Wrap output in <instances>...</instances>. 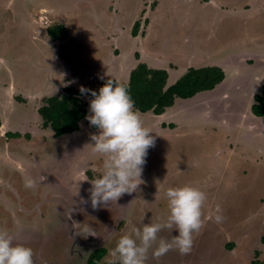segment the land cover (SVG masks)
I'll list each match as a JSON object with an SVG mask.
<instances>
[{
  "label": "rangeland",
  "instance_id": "obj_1",
  "mask_svg": "<svg viewBox=\"0 0 264 264\" xmlns=\"http://www.w3.org/2000/svg\"><path fill=\"white\" fill-rule=\"evenodd\" d=\"M57 24L67 28V41L52 39L49 30ZM140 63L158 69L175 65L169 84L190 68L208 66L222 68L225 80L213 91L178 100L161 116L139 114L155 139L138 190L117 201L131 214L117 207L87 214L89 241L95 236L96 246L87 252V232L79 225L73 230L75 251L62 247L57 263L42 252L38 263L68 264L74 254L78 264H87L88 256L105 248L101 264H120L118 255H110L119 238H135L134 230L144 224L164 222L166 190L185 185L206 194L205 216L219 205L222 222L206 220L193 234L188 254L172 248L156 257L159 240L171 241L177 234L162 229L145 264L264 262V125L252 113L264 84V0H0V230L13 235L15 243L25 239L18 230L33 218L23 211L35 206L43 215L51 212L46 201L51 197L44 198L43 191L48 185L61 190V200L72 197L77 206L94 209L82 198L87 199L90 180L102 174L107 159L92 151L91 135L100 130L85 119L78 132L56 138L43 128L38 110L66 87L128 82ZM84 100L89 113L90 100ZM71 151L81 153L68 171L61 162L68 163ZM15 158L33 169L35 188H25L24 173L6 165ZM37 169L42 170L38 175ZM56 205L60 209L62 203Z\"/></svg>",
  "mask_w": 264,
  "mask_h": 264
},
{
  "label": "clouds",
  "instance_id": "obj_2",
  "mask_svg": "<svg viewBox=\"0 0 264 264\" xmlns=\"http://www.w3.org/2000/svg\"><path fill=\"white\" fill-rule=\"evenodd\" d=\"M79 92L82 97L91 95L90 114L86 113L85 119L100 130L99 135H91L92 151L107 157L103 160L102 174L90 180L87 199L82 198L84 203L90 200L95 209L138 190L148 150L154 146L155 138L143 125L140 113L134 110V102L123 85L109 79L98 91L82 85ZM35 186V179L25 178V188ZM165 196L169 215L164 222L144 224L142 229L134 230L135 238L124 235L117 241L110 255H118L120 264H145L149 249L164 228L174 229L177 234L171 241L160 239L153 255L162 256L172 248L188 254L192 249L193 234L201 230L206 220L216 223L223 220L219 205L204 215L206 194L196 187H169ZM0 264H35L33 249L15 243L13 235L0 230Z\"/></svg>",
  "mask_w": 264,
  "mask_h": 264
},
{
  "label": "trees",
  "instance_id": "obj_3",
  "mask_svg": "<svg viewBox=\"0 0 264 264\" xmlns=\"http://www.w3.org/2000/svg\"><path fill=\"white\" fill-rule=\"evenodd\" d=\"M54 26L49 30L52 39L56 42L66 41L69 36L67 28L61 24ZM139 26L140 24L136 23L133 35L138 34ZM170 68L176 69V66L171 65ZM169 69L152 68L146 63H140L131 71L128 82H115L126 88L134 102L135 111L140 114L152 112L161 116L174 107L178 100H189L201 93L213 91L225 80V72L222 68L208 66L190 68L174 83L169 84ZM91 89L99 90V88ZM84 97L92 99L90 94L82 97L79 90L73 87H66L62 94L49 97L47 103L38 110L43 119V128L50 129L56 138L78 132L85 121L88 108V102ZM254 100L252 113L262 119L264 125V84L261 92L254 96ZM2 125L0 117V127ZM93 129L98 130L94 126ZM261 243L264 245V234ZM230 246L233 247L232 244ZM107 252L105 248L95 250L89 256L87 264H101ZM256 255L259 257L260 252ZM251 264H264V262L257 258Z\"/></svg>",
  "mask_w": 264,
  "mask_h": 264
},
{
  "label": "flooded vegetation",
  "instance_id": "obj_4",
  "mask_svg": "<svg viewBox=\"0 0 264 264\" xmlns=\"http://www.w3.org/2000/svg\"><path fill=\"white\" fill-rule=\"evenodd\" d=\"M78 151H74V152L71 151L69 153L70 160L68 161V163H66V161H65V163L61 162L62 166H64V167L67 166L66 168H68L67 169L68 171H69V169H70V171L73 170V167L70 164H71V161L73 159L77 158V155H79L81 153V152L79 153ZM70 154H72V155H70ZM15 160H14V162L9 161V163H6V165L23 172L26 177L33 178V176L31 175V170H33V169L30 166H27V168H26V166L23 167V164L21 166V163H22L21 161H20L21 162L20 163L17 158H15ZM39 168H41V167H39ZM40 171H42V170L37 169L36 174L37 175L40 174ZM48 172H49V170H48ZM39 178H42V177H39ZM38 182L40 184L46 185V183H44L45 181L43 182V181L38 180ZM0 185L4 186L2 178H0ZM36 185H38V184L36 183ZM49 187H50V185L45 186L44 190L43 189L42 190L45 191L44 192V198H47L48 194L51 197V199L49 201H48V199H46L47 204L50 206L51 212L47 215H45V214L43 215L40 210H38V211L34 210L35 206L32 207L28 211L24 210L23 211L24 214H29V216L32 214L31 218H33V221L28 222L26 225L24 224L18 230V233H22L24 238H25V239L22 238V240L20 239L19 243L24 244L26 246H30L33 249L34 255H36L38 252L36 257L34 258L35 264H39L38 261L42 257V252L44 253V255H46L45 256L46 259L48 257L49 259L52 260L53 263H57L59 260H61V253L63 250L62 247H64V249L69 248L71 251H75V249L78 245V240L75 238L76 233L73 230L78 229L79 225L84 226V228L86 229L87 241H85V240L84 241L86 242L85 244L87 246V252L89 253V250H91L93 248V246H96L97 243L95 240V236H92L90 238V241H89V225L90 224H89V222H87L85 220V216L87 214L88 215L89 214H101V215L107 214L109 212V209H113V208H116L117 206H121L118 204V202L113 201V202H109L108 206H101V207H97L93 210L90 209V211H88V209L82 208L80 205L77 206L76 204H78V203L72 197L71 198H65L64 200H61V190H57V188L55 186H54L55 187L54 190H51V188H49ZM56 203H58V206H60V203H62V206L60 207V209L56 208L57 207ZM114 203H117L118 205L115 206ZM67 206H68L69 210L66 209ZM122 207H117L116 209H119V208L122 209ZM121 211L124 212V214H131L130 212H126L123 209ZM34 214H36V215H34ZM55 214H62V215L57 216ZM47 216H50L54 219H49L50 217L47 218ZM78 219L81 221H79ZM43 223H44V225H43ZM46 223H47V225L45 226ZM42 229L44 230V233H39L36 231V230L41 231ZM64 237H65V239H64ZM26 238H28V239L26 240ZM68 240H69V244L67 246H65V244L68 242ZM57 246H59V247L57 248ZM35 252H36V254H35ZM88 258H89V256L87 257L86 263H88ZM84 262H85V259H84ZM66 263L78 264L79 259H77V256L73 254L72 256L67 258Z\"/></svg>",
  "mask_w": 264,
  "mask_h": 264
},
{
  "label": "crops",
  "instance_id": "obj_5",
  "mask_svg": "<svg viewBox=\"0 0 264 264\" xmlns=\"http://www.w3.org/2000/svg\"><path fill=\"white\" fill-rule=\"evenodd\" d=\"M67 41V40H66ZM65 42V41H64ZM57 55H58V53H57ZM57 55H56V57H57ZM56 59H60V56H58ZM14 96V94H12V97ZM3 126V125H2ZM0 128H2V127H0Z\"/></svg>",
  "mask_w": 264,
  "mask_h": 264
}]
</instances>
